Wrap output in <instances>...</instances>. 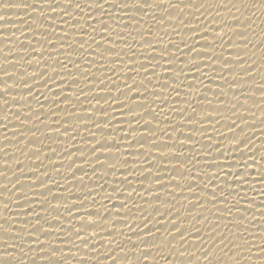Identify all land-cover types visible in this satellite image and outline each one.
I'll use <instances>...</instances> for the list:
<instances>
[{"label":"snow or ice","instance_id":"obj_1","mask_svg":"<svg viewBox=\"0 0 264 264\" xmlns=\"http://www.w3.org/2000/svg\"><path fill=\"white\" fill-rule=\"evenodd\" d=\"M13 9L0 264H264V0Z\"/></svg>","mask_w":264,"mask_h":264},{"label":"bare ground","instance_id":"obj_2","mask_svg":"<svg viewBox=\"0 0 264 264\" xmlns=\"http://www.w3.org/2000/svg\"><path fill=\"white\" fill-rule=\"evenodd\" d=\"M226 2H227V0H226ZM243 11L246 14L251 15V12L253 10H251V9H243ZM0 14H3V13H0ZM234 14L235 15H238V13H235V10H233V12L230 13L229 15H234ZM7 15H9L10 16L9 18L12 19V20H9V21H6V22H0V23H8V24L17 23L15 20H18L19 16H23L24 13L22 11H20L19 9H13V10H9L7 12ZM241 19H243V18L241 17ZM253 19L256 20V25H254L255 32L254 33L253 32L245 33V35L248 36V40L247 41H237V43H241V44L247 43L249 49H252V45L255 42V40H256L259 32H260V19H261L260 14L257 13L256 16L253 17ZM11 27H13V26L12 25H0V33L7 34V32H8L7 29L8 28H11ZM12 31H17V30L16 29H12ZM238 35H239V33H238ZM2 43H4V41H0V44H2ZM259 47H260V45H257L255 49H252L253 51H256L257 52V57H254V58H258V50H259ZM249 63H250V61H249ZM248 70H250V69H248ZM254 78L258 80V76L257 77H254ZM0 83H3V81H0ZM257 95H259V94H257ZM10 103H13V102H10ZM257 115L258 116L260 115V113L258 111H257ZM255 127H257L256 128V131L259 132V130H260V128L262 126L259 125V122H257V124L255 125ZM258 135H259V133H256V136H258ZM257 143H259V141H257ZM0 158H2V154H0ZM45 163H48V162L45 161ZM0 170H3V169H0ZM10 171L11 170H9V172ZM0 182H3V178H0ZM259 187H260V185H257V188H259ZM249 195L251 196V195H253V193H249ZM2 211L4 212L5 215H12L13 214V213L8 212L7 210H2ZM11 223L12 222H10V221L0 220V224H5V226H8ZM0 235H4V234L2 232H0ZM0 247H2V246H0ZM25 251H28V250L25 249ZM21 258H23V257H21ZM168 258L171 259L172 257H168ZM176 258L179 259L178 256ZM161 264H163V262H161Z\"/></svg>","mask_w":264,"mask_h":264}]
</instances>
